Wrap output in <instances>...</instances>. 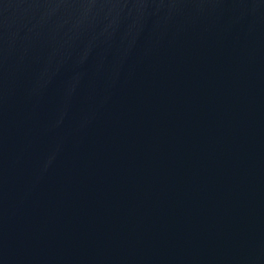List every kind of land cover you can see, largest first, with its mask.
<instances>
[{"label":"water","instance_id":"obj_1","mask_svg":"<svg viewBox=\"0 0 264 264\" xmlns=\"http://www.w3.org/2000/svg\"><path fill=\"white\" fill-rule=\"evenodd\" d=\"M0 264H264V0H0Z\"/></svg>","mask_w":264,"mask_h":264}]
</instances>
